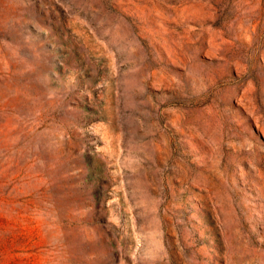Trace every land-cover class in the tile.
<instances>
[{
    "label": "rangeland",
    "instance_id": "rangeland-1",
    "mask_svg": "<svg viewBox=\"0 0 264 264\" xmlns=\"http://www.w3.org/2000/svg\"><path fill=\"white\" fill-rule=\"evenodd\" d=\"M0 264H264V0H0Z\"/></svg>",
    "mask_w": 264,
    "mask_h": 264
}]
</instances>
